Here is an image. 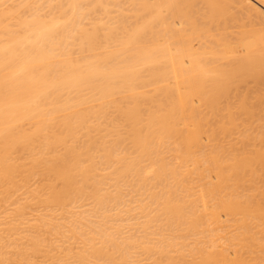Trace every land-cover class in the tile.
Returning <instances> with one entry per match:
<instances>
[{
  "label": "bare ground",
  "instance_id": "obj_1",
  "mask_svg": "<svg viewBox=\"0 0 264 264\" xmlns=\"http://www.w3.org/2000/svg\"><path fill=\"white\" fill-rule=\"evenodd\" d=\"M226 16L262 25L234 59L205 30ZM263 86L264 0H0V264H244L264 244ZM125 182L146 191L140 238L67 217L88 196L105 220Z\"/></svg>",
  "mask_w": 264,
  "mask_h": 264
},
{
  "label": "rangeland",
  "instance_id": "obj_2",
  "mask_svg": "<svg viewBox=\"0 0 264 264\" xmlns=\"http://www.w3.org/2000/svg\"><path fill=\"white\" fill-rule=\"evenodd\" d=\"M198 3H199V1L196 3L197 5L194 6V7H195V10H197V13H196V12H193V13H194V15H195V13H196L195 18H196V16H197V21H201V20H200V19H201V16H202V15H201V12H203L204 5H203L202 3H200V4H198ZM199 6H200V7H199ZM202 6H203V7H202ZM202 8H203V9H202ZM195 10L193 9V11H195ZM198 10H199V11H198ZM234 11H235V10H234ZM198 12H199V13H198ZM200 15H201V16H200ZM198 16H199V17H198ZM239 17H240V16H239ZM199 18H200V19H199ZM226 18H227V16H226ZM240 18H241V17H240ZM242 18H243V16H242ZM242 18L240 19L241 22L239 21V22H240V23H239L240 25L238 24V25H239V26H238V25L235 23V22H238V21H237V20L239 19L238 17L236 18L237 20H235V19H234V20H233V19L231 20L230 18H227V19H230V20H231V21L228 20L229 22L227 21V19H225V18L222 17V18L219 19V21L217 20L218 22L215 21V23L212 22L211 24H207L206 26H208V27L205 26V30L207 31V28H208V30L210 29V33H213V34H214V33H218V31H219V33H220L219 36H220L221 38H224V37H225V38H227V37L230 38V37H232L233 35L238 34L239 31H240V29H241V30H242V29L247 30L246 24H247L248 27H250L251 24H252V26H253V24H255L254 26H257L255 29L261 28V26H262L260 23H256V22H257L256 20H255V23H253V22H254V20H253V22H252L250 25H248V22H249V21H248L246 18H243L244 20H242ZM168 19L171 20V18H168ZM202 19H203V18H202ZM222 20H223V21H222ZM233 21H235V22H233ZM242 21H246V22H243V23H242ZM223 22H224V23H223ZM212 24H213V25H212ZM216 24H218V26H215ZM242 24H245V26H243ZM211 25H212V26H211ZM236 25H237V26H236ZM259 25H260V26H259ZM209 26H210L211 28H210ZM223 26H225L226 29H225ZM254 26H253V28H254ZM237 27H238V28L240 27V28L238 29ZM241 27H243V28H241ZM244 27H246V28H244ZM215 29H216V31H215ZM218 29H219V30H218ZM220 29H221V30H220ZM223 30H224V31H223ZM211 31H214V32H211ZM243 31H244V30H243ZM222 32H223V34H222ZM207 33H209V31H207ZM210 33H209V34H210ZM229 35H231V36H229ZM238 35H239V34H238ZM229 38H228V39H229ZM230 41H231L230 44H228L229 41H226V40L224 41V40H223V43L225 42V45L222 44V48L224 49L225 54H226V55L228 54V55H227L228 57H232V56H233L232 59H234L236 56H238V54H239V56H240L241 54L243 55V53H245V48L243 47L242 42H241L242 40L239 41V39H234V37H232V40H231V38H230ZM235 41H236V42H235ZM233 42H234V43H233ZM238 42H239V43H238ZM194 43H195V41H194ZM194 43H193V44H194ZM226 43H227L228 45H227ZM194 45L196 46L197 44L195 43ZM242 49H243V50H242ZM242 51H243V52H242ZM241 52H242V53H241ZM229 54L232 55V56H230ZM234 55H235V56H234ZM239 56H238V57H239ZM240 57H241V56H240ZM249 81H250V80H249ZM247 83H248V82H247ZM250 83H251V82L248 83L249 85L245 83V85H248V86H251V87H252V85H253V87H254V84L251 83V85H250ZM242 86H244V85L242 84ZM242 86L240 85V87H241L240 90H241V91H242ZM244 87H246V86H244ZM244 87H243V89H244ZM251 87H250V88H251ZM263 87H264V86H263ZM249 90H252V89H249ZM245 91H246V90H245ZM252 91H253V90H252ZM243 92H244V91H243ZM249 92H250V91H249ZM250 94H251V93H250ZM261 103H262V102H261ZM263 104H264V102H263ZM263 104H261V105H263ZM261 105H260V106H261ZM261 107L263 108V106H261ZM262 113H264V110H263ZM256 167H257V169H258V172L264 174V164H259V165H257ZM129 180H130V182H129ZM129 180H128L127 182L132 183V182H131V178H129ZM125 183H126V182H125ZM129 183H126V184H124V185H123V183L121 184V185H122V186H121V187H122V188H121V192H122V193H121V198L124 200V201H123V200L120 198V202H121V200H122V202H121L122 205L120 206V203H118V202H119V199H118V201L116 200L117 202H116V201L113 202V203L116 202V206H117V205H118V207L120 206V207L118 208V210H117V207H115V205H112V204H113L112 202L107 203L108 205L106 204V211H105V213L107 212V214L110 215V216L108 217V215L106 214V219H105V220H104V217H101V216H102V215H101V212H99V211H101V210H100V209H97V208H93V207H95V205H94V203H93V200H92V198L89 197V198L91 199V200H90V199L88 198V196H87V197H86V196H83V199L80 198L81 201L78 199V200L76 201V203H74V208H76V210L74 209L75 211L73 210V205H71V207L69 206V207H70V208H69L70 210L67 209V210H66L67 212H66V211H65V212H66L67 215H69L68 213H70V215H69V216L66 215V216H67L68 218L71 217V218L74 219V220L76 219L74 216H76V217H77V221H79V220H81V221H83V222L86 221L85 224H87L86 227L89 226V227H88V228H89V231H90L91 224H93L92 226H94V224L97 223L98 219H100V220L98 221V223H99V222L101 221V218H102V219H103L102 221H103V222L105 221L106 224H103L102 221H101V223H99V224H101V225L103 224L104 227H106V225H107L108 228H109V226L112 227L113 225H116V223H118V224H117V225H118L117 227L121 226V224H119V222H116L117 220H120V222H122V224L124 223L125 226L127 225L126 227H124V225H122L121 227H123V229H122L121 227H119V228L121 229V234L124 235L125 232L127 233V234L124 235L122 238H124V237H125V238H128L127 236L131 237V235H132V236L134 235V236H133L134 238H135V237H136V238H140V237H138V236H142V235L144 234V233H141V232H144V231H142L140 225H141V223L143 222L142 220H143V219L145 220V216L143 215V219H142V217H141V214H142V213H140V216H139V215H138V216L141 218V220L139 219V221H138L137 214H139V213H137V212H140V211H139V210H140V209H139V201H140V203H141L144 199H146V197H145V196H146V191L144 190V191H145V196H144V191H143L142 189H140V190H142V191L138 190V188H137V190H136V189H134L135 187L133 188V185L131 184V185H132V186H131ZM247 183L250 184V182H246V183H244V184H246V185H244L245 187L247 186ZM254 184H256V185L258 186L259 190H262V191L264 192V179H263V180L258 179V180H256V181L254 182ZM107 185H109V186H107ZM125 185H126V186H125ZM129 185H130V186H129ZM105 187H106V190L110 188L109 190H107L108 192H109V191H110V192L113 191V188H111V187H112L111 184H108V183H107V184L104 185V188H105ZM123 187H125V188H123ZM126 187H127V188H126ZM128 187H129V188H128ZM127 189H128V190H127ZM122 190H123V191H122ZM130 190H131V191H130ZM132 190H134V191H132ZM135 190H136L137 192H138V191H139V192L137 193ZM131 192H132V193H131ZM133 192H134V193H133ZM18 193H19L20 197L17 196V197H18L17 200L19 201V200H20L19 198L23 199L24 194L22 193V191H19ZM123 193L125 194V196H123V195H124ZM127 194H128V195H127ZM129 194H131L132 196L130 195V197H128ZM133 194H134V195H133ZM142 195H143L144 197H143ZM122 196H123L124 198H123ZM137 196H138V197H137ZM139 196H140V197L142 196V198H140ZM85 197H86V199L84 200ZM126 197H127V198H126ZM134 197H135V198H134ZM136 197H137V198H136ZM130 198H131V199H130ZM88 199H89V201H88ZM139 199H140V200H139ZM126 200H127V201H126ZM259 200H260L261 202H264V197H260ZM87 201H88V202H87ZM129 201H131V202H129ZM135 201H136V204H135V206H134L135 208H134V207H133L134 204L132 205V203H135ZM260 201H259V202H260ZM78 202H79V203H78ZM127 202H128V203H127ZM137 202H138V203H137ZM16 203H17V202L12 203V204L10 203L11 206H9V204H7V206H9V207L6 206V208H4L5 210H3V209L0 210V223H1V228H2V229L6 227V226L4 227V225H7V221L10 222L11 220L13 221V219H15V221H17L16 218H14V217L12 216V215H13V210L11 209L12 206H13V207H14V205L16 206ZM84 203H86V204H84ZM92 203H93V204H92ZM110 203H111V205H109ZM117 203H118V204H117ZM90 204H92V205H91L92 207L89 206ZM125 204H126V205H125ZM130 204H131V205H130ZM87 205L89 206V208H88ZM93 205H94V206H93ZM136 205H138V207H137V208H138V211H136V210H137ZM77 206H78V207H77ZM82 206H83V207H82ZM110 206H111V207H110ZM113 206H114L115 208H114ZM124 206L127 207V209H128L129 207H130L131 210L133 209V213L130 212V211H131L130 209L127 210ZM128 206H129V207H128ZM81 207H82L83 209H82ZM84 207H85V208H84ZM108 207H109V208H108ZM121 207H122V209H121ZM123 207H124L125 210H127V211H125ZM14 208H15V207H14ZM14 208H13V209H14ZM79 208H80V210H77V209H79ZM107 208H108V209H107ZM6 209H10L11 212H10V211L7 212ZM85 209H86V211H85ZM89 209H90V210L93 209V213H94V214L91 213V214H92V215H91L90 213H88V212H90ZM95 209H96V210H95ZM111 209H112V210H111ZM114 209L117 210V211H114ZM119 209H121V210L119 211ZM135 209H136V210H135ZM36 210H37L38 212H35ZM36 210H33V211L30 210V212H31L32 214H31L30 212H29V214L27 213L30 217L26 215V216H27V219H26V220H28V218H30L29 221H31V224H32L33 220L35 221V216H38L39 214L42 215V214H43L42 211H44V210H41V209H40V210L36 209ZM83 210L85 211V213L88 211V212L86 213V214L88 215V217H87V215H86V218H85V214H84V215H81V213L84 212ZM94 210H95V211H94ZM108 210H110V211H108ZM122 210H123V211H122ZM1 211H2V212H1ZM3 211H4V214H5V212H6V214L8 213V215L5 214L6 216H2V215H3ZM71 211H72V212H71ZM80 211H81V212H80ZM91 211H92V210H91ZM111 211H112V215H111V213H110ZM33 212H34V213H33ZM39 212H40V213H39ZM41 212H42V213H41ZM65 212H63V214H64ZM77 212H79V214H78ZM95 212H98V213H96V215H97L96 217H95ZM114 212H115V213H114ZM116 212H117V213H116ZM119 212H120V213H119ZM122 212H125V213L122 214ZM129 212H130V214H132V215H130ZM10 213H12V214L9 216ZM71 213H76V214H78V215H76V214H75V215L72 214V216H71ZM109 213H110V214H109ZM113 213H114V214H113ZM126 213H128V214H126ZM30 214H31V215H30ZM56 214H58L59 217H57ZM60 214H61V212H59V213L56 212V213H55V218H56V219H55V220H56L55 222H57V221H61L60 223H63V224L65 225V224H68V223H69L68 221H71V220H72V219H71V220H70V219L68 220V218H67V219L64 218V217H65V214H64V215H62V214L60 215ZM82 214H83V213H82ZM98 214H99L100 218L96 219L97 217H99ZM115 214H116V215H115ZM119 214H120V216H119ZM34 215H35V216H34ZM134 215L136 216L137 219L134 218V217H135ZM7 216H8L11 220H10ZM11 216H12V217H11ZM60 216H61V219H64V220H66V221L68 220V221H67L68 223H66V221H63V220H57V218L60 219ZM80 216H82V217H80ZM83 216H84V217H83ZM93 216H94L95 219L92 218ZM112 216H113V217H112ZM118 216H119V217H118ZM123 216H124V217H123ZM126 216H127V217H126ZM3 217H4V218H3ZM6 217H7L8 219H7ZM33 217H34V219H33ZM78 217H79L80 219H79ZM110 217H112V218H110ZM115 217H117L118 219L115 218ZM122 217H123V220H122V219H119V218H122ZM132 217L135 219V221H133L134 219H132ZM82 218H83L84 220H82ZM91 218H92V219H91ZM113 218H114V219H113ZM124 218H125V220H127V219L130 218V219H129L130 221L127 220V222L129 221V223H126V221L124 220ZM126 218H127V219H126ZM31 219H32V220H31ZM86 219H87V220H88V219H91V221H90V220L87 221ZM116 219H117V220H116ZM1 220H2V222H1ZM4 220H5V221L7 220V221H6V224H5V221H4ZM26 220H25V221H26ZM95 220H97V221H95ZM106 220H109V221L112 220V221H110V222H111V223H112V222H113V223L115 222V223L111 225V223L109 222V224H107L108 221H106ZM113 220H115V221H113ZM121 220H122V221H121ZM131 220H132V221H131ZM136 220H137L139 223H140V222H141V223H140V224L138 223V224L136 225ZM3 221H4V223H3ZM15 221H14V222H15ZM92 221H93L94 223H93ZM124 221H125V222H124ZM26 222H27V221H26ZM26 222H25V223H26ZM64 222H65V223H64ZM87 222H88V223H87ZM105 222H104V223H105ZM131 222H135V223H132V224H134V225L130 224ZM2 223L4 224L3 226H2ZM25 223H24V226H23V224H22V226H23L24 228L21 226L23 229L20 228V232H24L23 230H25L26 233H27V232L29 233V229H30L29 222L26 223V224H28V225H25ZM88 224H89V225H88ZM68 225H69V224H68ZM68 225H66V226H68ZM95 225H96V224H95ZM97 225H98V224H97ZM129 225H130V226H131V225H132V226H135V225H136V226H135V229H134V228L131 229V227H130ZM26 226L28 227V230H27V227H26ZM69 226H70V225H69ZM128 226H129V228H128ZM25 227H26V229H25ZM86 227H84V230H85ZM107 227H106V228H107ZM114 227H115V226H114ZM114 227H112V229H113ZM137 227L141 229V230H137L138 232L136 231V229H138ZM1 228H0V230H1L0 233H3V231H2ZM66 228H67V227H66ZM119 228H118V229H119ZM126 228H128L130 231H128V229L126 230ZM152 228H153V227H152ZM152 228H150V230H151ZM115 229H116V228H115ZM120 229H119V234H120ZM133 229H134V230H133ZM21 230H22V231H21ZM87 230H88V229H87ZM110 230H111V229H110ZM122 230H125V231L122 232ZM131 230L134 231L133 234H130V233H132ZM85 231H86V230H85ZM136 232H137V233H136ZM139 232H140V233H139ZM149 232H152V231H149ZM153 232H154V230H153ZM153 232H152V233H153ZM28 233H27V234H28ZM152 233H150V235H151ZM155 233H156V232H155ZM155 233L152 234L151 237H154V236L156 235ZM5 234H6V233H3V235H5ZM14 234H15V235H14ZM121 234H120V237H121ZM129 234H130V235H129ZM140 234H141V235H140ZM13 235L17 237V234H16V233H13ZM13 235H9V236H11V237H10L11 239H12V238H16V237H14ZM153 235H154V236H153ZM12 236H13V237H12ZM155 237H156V236H155ZM7 239H8V238H7ZM71 241H72L73 243H75V244H73V245H75V248H76V247H79L80 243L76 242V241H78V240H74L75 242H74L73 240H71ZM60 242H61V241H60ZM60 242L57 241L55 244H58V243H59V245H60ZM62 242L64 243V245H65V243H67V242H65L64 240H62ZM72 242H70V243H71L70 245H71L72 247H74V246L72 245ZM63 243H61V244L63 245ZM76 244H77V245H76ZM66 245H67V244H66ZM80 246H81V245H80ZM252 247H254V248H252ZM252 247L248 248V249H247L248 251H246V253H244V257H243L242 262H244V264H245V263H247V264H264V244L261 245L260 247H258L257 245H256V247H255V245L252 246ZM249 249H252V250H250V252H249ZM241 259H242V258H241ZM143 260L145 261V259L142 258L141 261H143ZM236 260H237V259H236ZM236 260H233L234 264H235ZM141 261H140V262H141ZM147 261H148V260H147ZM238 261H241V260H238ZM221 262H222V261H221ZM223 262H227V261H223ZM228 262H229V261H228ZM142 263H145V262H142ZM142 263H141V264H142ZM216 263H217V262H216ZM216 263H215V264H216ZM229 263L232 264L231 260H230ZM239 263H241V262H239ZM218 264H220V263H218ZM236 264H237V262H236Z\"/></svg>",
  "mask_w": 264,
  "mask_h": 264
}]
</instances>
